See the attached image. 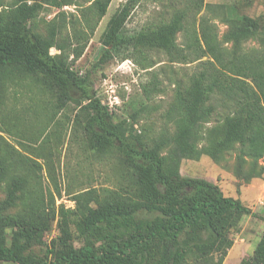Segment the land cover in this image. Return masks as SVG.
<instances>
[{
  "label": "trees",
  "instance_id": "1",
  "mask_svg": "<svg viewBox=\"0 0 264 264\" xmlns=\"http://www.w3.org/2000/svg\"><path fill=\"white\" fill-rule=\"evenodd\" d=\"M89 1L82 11L85 30L73 33V47L72 43L57 41L59 23H52L46 35L32 32L29 23L44 7H61L70 0H14L2 9L0 108L8 85L21 86V81L52 91L57 109L73 103L77 108L74 119L85 132L90 148L96 153L116 152L130 186L84 189L74 194L72 209H56L55 197L61 196V188L53 179V190L44 189L39 179L43 169L48 177H54L51 149L34 153L42 159L39 162L0 135V183L5 186L0 211L18 206L15 213L0 217L2 228H13L9 243L0 234V263L209 264L210 257L217 254L213 264H221L233 244L229 230L241 216L251 213L250 208L224 196L216 184L204 178L182 176L179 166L182 159H198L201 155L219 160L231 150H236L239 160L247 157L254 164L264 158V23L255 53L241 55L237 47L224 58L216 34L203 17L201 35L194 36L188 50L176 44L175 35L187 15L209 6L203 0H188L189 4L175 10L168 21L130 34L124 25L140 0H125L109 16L100 36L103 49L95 64L114 56L125 59L133 53L146 58V52L153 50L162 51L170 61L199 60L188 83L175 84L168 117L172 130L161 132L147 148L131 127L114 120L95 94L89 76L72 68L111 0ZM239 22L227 35L238 44L258 29L255 19L240 16ZM51 48L58 52L51 53ZM204 55L208 58L200 60ZM150 91L143 87L145 95ZM13 94L18 95L15 89ZM212 116L215 123L202 128ZM60 124L54 121V134H45V144L58 137ZM141 213L153 216L145 218ZM56 215L60 230L57 246L53 242L42 255L30 253L31 245L42 243ZM72 215L77 218L74 225L79 234L95 237L99 241L96 246L90 242L78 248L71 246ZM240 264H264V231L253 254Z\"/></svg>",
  "mask_w": 264,
  "mask_h": 264
},
{
  "label": "rangeland",
  "instance_id": "2",
  "mask_svg": "<svg viewBox=\"0 0 264 264\" xmlns=\"http://www.w3.org/2000/svg\"><path fill=\"white\" fill-rule=\"evenodd\" d=\"M0 1V13L14 2ZM70 1L61 7H44L29 22L31 31L46 35L52 23H59L61 30L57 41L69 42L72 43L71 47L75 46L73 33L85 30L82 11L90 1ZM124 2L125 0L110 1L106 13L95 24L81 55L72 62V68L80 75L89 76L95 94L107 105L114 120L131 127L139 135L143 145L150 148L161 132L172 130L168 117L174 102L175 84L177 81L187 84L189 76L197 70L199 60L170 61L162 51L153 50L146 52L148 59L133 53L125 59L114 56L101 64H95L103 49L100 36L106 22ZM203 3L209 6H203L197 13L188 14L182 29L176 33L175 41L179 47L188 50L187 46L194 36L201 35L200 19L203 17L216 34L217 45L224 58L230 57L237 47L241 55L255 53L259 46L258 32L264 23V0H203ZM187 4L188 0H140L125 22V32L130 34L161 20L166 22L175 10L182 9ZM89 16L92 17V14ZM240 16L255 19L258 29L238 44L227 39V35L239 26ZM50 51L58 52L55 48ZM71 58L72 56L69 57ZM207 58L204 55L200 60ZM21 84L7 87L4 105L0 108V135L23 154L39 162L42 159L37 158L34 153L38 150L48 153L51 149L54 177H48L43 169L39 179L44 189L53 190V179L61 188V196L55 197L56 209L59 206L72 209L75 205L74 194L84 189H115L121 184L130 186L126 168L116 152L96 153L90 148L85 132L74 119L77 108L73 103H68L61 110L57 109L52 91L40 89L28 81H21ZM143 87L151 91L145 95ZM14 89L18 95L13 94ZM54 121L61 123L58 137L52 143L45 144L42 141L45 134H54ZM214 123L215 116H212L209 122L202 124V128ZM263 166L264 158H260L256 164L247 157L239 160L236 150L223 153L219 160L201 155L198 159H182L180 162L179 172L182 176L204 178L216 184L224 196L238 199L250 208L251 213L241 216L234 228L229 230L228 236L233 244L221 264H240L242 259H248L264 231V170L260 169ZM253 167L255 171H252ZM4 197L5 186L0 183V201ZM17 209L18 206H13L0 211V217L13 214ZM141 215L145 218L153 216L146 213ZM75 219L77 218L72 215L69 221L71 236L68 242L71 246L78 248L87 242L96 246L99 241L95 237L79 234L74 225ZM12 231L13 228H2L0 225V234L5 236L7 243L10 242ZM59 235L56 215L50 228L44 233L42 243L31 245L28 251L34 255H42L47 249H51L53 242L57 246ZM217 258V254H213L209 264L215 263Z\"/></svg>",
  "mask_w": 264,
  "mask_h": 264
},
{
  "label": "crops",
  "instance_id": "3",
  "mask_svg": "<svg viewBox=\"0 0 264 264\" xmlns=\"http://www.w3.org/2000/svg\"><path fill=\"white\" fill-rule=\"evenodd\" d=\"M5 264V263H4Z\"/></svg>",
  "mask_w": 264,
  "mask_h": 264
}]
</instances>
